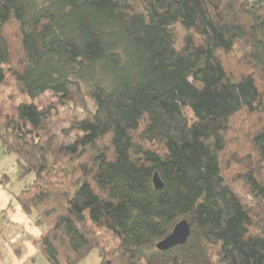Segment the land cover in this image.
Segmentation results:
<instances>
[{"label": "trees", "instance_id": "trees-1", "mask_svg": "<svg viewBox=\"0 0 264 264\" xmlns=\"http://www.w3.org/2000/svg\"><path fill=\"white\" fill-rule=\"evenodd\" d=\"M9 76L30 102L0 107V145L50 264H149L183 219L225 264H264V0H0Z\"/></svg>", "mask_w": 264, "mask_h": 264}, {"label": "rangeland", "instance_id": "rangeland-1", "mask_svg": "<svg viewBox=\"0 0 264 264\" xmlns=\"http://www.w3.org/2000/svg\"><path fill=\"white\" fill-rule=\"evenodd\" d=\"M233 60L235 61L234 62L235 64L236 56L233 55L229 56L227 59V64L229 67H231L230 68L231 70H233L236 74H239L240 72H242V70L241 69L239 70L237 66H234ZM21 102H30V100L26 96L20 94V91L18 90L15 80L9 76L6 85L0 86L1 110L8 111L10 109H13L17 104H20ZM36 103L39 105L41 109L48 110L50 108L51 109L56 108L58 112L62 113L61 114L62 118L54 119L55 122H53V124L57 123L61 127H66V128L70 127L72 121L71 118L73 116L68 106L60 105L59 101L56 98H52L49 95L44 99L37 101ZM83 114H81L80 117H83ZM178 121L180 123H184V119L179 118ZM246 123H247L246 121H241L238 123L237 133L234 137V139L236 140L233 143V149H234L233 151H236L237 153L240 154L245 153L247 149L248 141L245 140V135H247L251 129V127L248 128L249 125ZM238 130H240V132H238ZM14 156L16 157V155ZM15 160H16L15 166H17V172L19 173L20 171L18 169L19 160L17 157ZM0 161H1L0 172H3L2 167L6 166V163H8L9 161V157L4 152L1 151H0ZM7 169H9V167H7ZM236 169L239 168L233 166V170L235 171ZM108 242L109 245H107V247L109 249L108 250L109 253L112 252L116 253L118 251L117 246L119 245V241L115 240L114 238L111 239L108 238ZM156 251L158 253L156 252L154 253L152 248H148L147 250H145L146 255H150L151 252L155 254V255L153 254L154 256L152 257V259L148 260L149 264H168L171 260L175 258H178L183 264H225L222 255L217 251H215L211 246H209L206 243V241H204L195 230H192L191 236L186 244L182 246H178L166 252H160L157 249ZM100 263L101 260L99 258L98 252L93 251L84 264H100Z\"/></svg>", "mask_w": 264, "mask_h": 264}, {"label": "crops", "instance_id": "crops-1", "mask_svg": "<svg viewBox=\"0 0 264 264\" xmlns=\"http://www.w3.org/2000/svg\"><path fill=\"white\" fill-rule=\"evenodd\" d=\"M0 147V151L9 157L0 172V264H50L39 247L46 227L36 225L17 201V196L33 178L20 179V171L18 173L15 166L16 157Z\"/></svg>", "mask_w": 264, "mask_h": 264}, {"label": "water", "instance_id": "water-1", "mask_svg": "<svg viewBox=\"0 0 264 264\" xmlns=\"http://www.w3.org/2000/svg\"><path fill=\"white\" fill-rule=\"evenodd\" d=\"M154 184L157 190L163 188V184L158 175L154 177ZM191 232L192 228L190 222L187 219H183L174 226L168 236L156 244V249L160 252H166L178 246H182L187 243L191 236Z\"/></svg>", "mask_w": 264, "mask_h": 264}]
</instances>
